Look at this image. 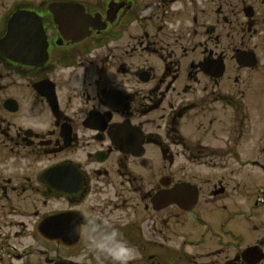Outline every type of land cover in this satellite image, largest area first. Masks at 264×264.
Segmentation results:
<instances>
[{
  "label": "flooded vegetation",
  "instance_id": "flooded-vegetation-1",
  "mask_svg": "<svg viewBox=\"0 0 264 264\" xmlns=\"http://www.w3.org/2000/svg\"><path fill=\"white\" fill-rule=\"evenodd\" d=\"M255 150L264 0H0V264H264Z\"/></svg>",
  "mask_w": 264,
  "mask_h": 264
},
{
  "label": "rangeland",
  "instance_id": "rangeland-1",
  "mask_svg": "<svg viewBox=\"0 0 264 264\" xmlns=\"http://www.w3.org/2000/svg\"><path fill=\"white\" fill-rule=\"evenodd\" d=\"M254 157L261 165H264V156L261 152L255 150ZM243 176L246 178L251 195L247 193L238 195L239 208H230L231 211L237 210L236 213H238L237 219L232 221V224L233 226H264V169L249 167L244 170ZM244 206L249 209L243 208Z\"/></svg>",
  "mask_w": 264,
  "mask_h": 264
},
{
  "label": "clouds",
  "instance_id": "clouds-1",
  "mask_svg": "<svg viewBox=\"0 0 264 264\" xmlns=\"http://www.w3.org/2000/svg\"><path fill=\"white\" fill-rule=\"evenodd\" d=\"M88 231H94V228L89 229L87 223H82L81 233ZM89 246L108 257L112 261V264H129V261L135 255L134 248L119 238V233L115 229L92 239Z\"/></svg>",
  "mask_w": 264,
  "mask_h": 264
},
{
  "label": "water",
  "instance_id": "water-1",
  "mask_svg": "<svg viewBox=\"0 0 264 264\" xmlns=\"http://www.w3.org/2000/svg\"><path fill=\"white\" fill-rule=\"evenodd\" d=\"M261 259H262V256H259V259H258V261H259V260H261Z\"/></svg>",
  "mask_w": 264,
  "mask_h": 264
}]
</instances>
